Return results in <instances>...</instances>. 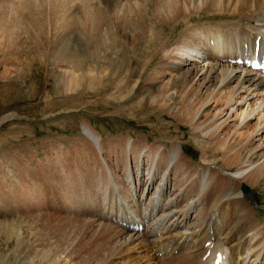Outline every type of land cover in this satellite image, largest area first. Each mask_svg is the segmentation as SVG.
I'll list each match as a JSON object with an SVG mask.
<instances>
[{"label":"bare ground","instance_id":"1","mask_svg":"<svg viewBox=\"0 0 264 264\" xmlns=\"http://www.w3.org/2000/svg\"><path fill=\"white\" fill-rule=\"evenodd\" d=\"M10 1L12 0L0 1V7H5ZM15 1L18 2L17 6L15 5L16 8L13 7L11 12H7L8 6L5 7L6 12L0 11L1 49L6 50V44L11 39L15 40L17 30H33L35 38L47 37L48 62L62 70L68 82L83 77L95 80L97 75L103 74L104 77L112 75L108 79L111 88L119 85L121 79L115 74L121 67L113 60L116 55L114 50L102 44H95L97 49L111 50L114 54L110 59L101 58L100 50L86 52L84 33L71 28L69 19L65 16L68 9H73L77 3L85 4L84 0ZM146 1L145 4L148 3L160 23L169 22L177 28L182 22H186V28L172 45L168 42L162 43L161 35H155L151 31L149 39L144 43V50L140 49L141 45L143 48V37L139 38L140 50L128 52L125 48L121 49L123 53L119 59L134 63L131 68L127 67L125 75L129 78L132 74H138L141 78V75L144 76L147 70L153 67V61L149 64L147 61L152 57L157 58L161 52L162 61L165 57L166 67L159 68L154 78L150 74V78L146 80L147 98L144 104L155 106L164 114L169 113L176 117L191 129L194 136L201 135L212 142L221 137L218 143L216 142V150L223 152L224 157H234V164H238L239 169L227 175L213 167L214 162H205L204 158L201 167H197L185 158L182 146L178 143H172L169 147L160 145V142L159 145L147 146L144 141L134 142L135 139H127L125 148L122 149L128 156L135 153V156L141 159L145 151L149 152L147 157L151 159L150 167L141 176L144 190L142 191L137 180L135 182L133 179L132 167L127 165L128 161L125 167L116 165L115 174L106 176L105 173H91V179L94 182L98 180L96 191L103 185L100 187L103 195H111L110 200L100 202L103 206L101 210H112L116 204L119 209L106 216L107 221H110L107 227L104 224V227L102 224L98 225L97 221H92L97 224L88 225L84 222L87 220L83 219L84 225L79 232L70 228L69 233L75 232L74 234L86 231L83 237L88 241L81 242L78 246H91V253L98 252L100 256L93 257L85 253L80 264H104L109 260L112 261L111 264H151L157 260L159 264H164L162 252L167 253V258L173 257L180 262L175 264H207L208 258L203 257L208 250L213 254L224 252L225 264H264V218L255 217V210L246 201L248 196L242 193L241 184H238L240 181L259 186L264 183V77L232 62L240 54L252 52L257 38L260 41V51L264 49V0ZM133 9L127 7V11L122 12V15L128 17L129 13L141 12L136 10L137 8ZM89 11L91 14L82 16L84 23H94L99 17L103 18L99 11ZM12 12L15 14L11 18ZM180 12L185 15L177 19V13ZM200 12L203 15H211L212 20L204 27L194 29L191 18L194 15L201 16ZM117 15L119 12L114 13L115 19H119ZM113 16L110 15L111 18ZM60 20L66 23L62 24ZM124 20L127 21L125 18ZM86 27L89 31V27ZM143 36L145 37V32ZM107 59L108 62L105 63L103 60ZM104 64L109 65L105 68ZM107 69L109 74L105 73ZM107 84L89 88L98 94L107 89ZM141 104L142 102L138 105ZM82 130L92 143L94 151H90H93L95 160L97 157L101 158L102 150L106 149L102 136L87 124H83ZM197 138L195 139L198 140ZM116 145L111 143L108 151L118 159L120 155L116 151ZM229 164L232 165V162ZM236 164L234 166H237ZM139 174L138 172L137 178L140 177ZM114 177L116 180H112ZM140 186L143 187L142 181ZM147 189L146 206L138 197L144 196ZM86 200L90 204H98L92 194H88ZM76 204L78 205V202ZM101 213L98 212L97 217H100ZM137 224L142 225L141 230L134 228ZM112 225L118 227L115 235L111 231ZM70 237L71 235L66 240L71 243V247H75L78 240L71 242ZM62 248H53L52 251L60 252ZM153 248L154 255L151 253ZM57 257L58 263H63L62 257Z\"/></svg>","mask_w":264,"mask_h":264},{"label":"rangeland","instance_id":"2","mask_svg":"<svg viewBox=\"0 0 264 264\" xmlns=\"http://www.w3.org/2000/svg\"><path fill=\"white\" fill-rule=\"evenodd\" d=\"M12 1L4 5L8 6V11L3 5L0 11L9 12L13 7L15 9L18 2ZM84 1L87 6L79 1L80 3H77L73 9L72 7L68 9L65 16L69 19L71 28L84 33L86 52L93 53L100 50L101 58L110 59L114 53L111 50L97 49L95 44H102L114 50L117 56L115 55L113 60L117 66L121 67L115 75L121 79L119 80L121 84L111 88L108 79L112 75L104 77L103 74L97 75L95 80L83 77L68 82L63 71L48 62L47 37L35 38L33 30H17L15 40L11 39L6 44L7 49L0 48V264H35L34 262L38 261L41 262L40 264H80L85 253L100 257L98 252L91 253V246H78L81 242L88 241L83 237L86 231L76 234L69 232L70 228L79 232L84 222L94 225L97 223L92 221H97L98 225L104 224L107 227L110 221H107L106 216L119 209L116 204L112 210H101L103 206L100 202L110 200L111 195H103L100 188L103 185L96 191L98 180L94 182L91 179L93 177L91 173L96 175L105 173L108 176V174L116 173V165L120 168L129 165L130 168L132 167L133 179L135 182L137 180L138 187L144 190L141 176L149 170L151 161L147 157L149 152L145 151L141 159L135 156V153L128 156L122 149L125 148L127 139H135L134 142L144 141L147 146L159 145L160 142V145L169 147L172 143H178L182 146L185 158L197 167H201L202 158H204L205 162H214L212 166L227 175L239 169L238 164L235 163L237 166H234V157H224L223 152L216 150L221 137H217L212 142L204 136L197 134L194 136L191 129L176 117L169 113L164 114L155 106L149 107L144 104L147 98L146 80L150 78V74L154 78L159 68L165 66V57L162 61L161 52L158 55L159 58L152 57L147 61L148 64L153 61V67L145 73L147 77L141 75L140 78L138 74H132L127 78L128 75H125L134 63L120 60L123 53L121 49L125 48L128 52L138 49L139 38L143 37V48L141 45L140 49L144 50V43L146 39H149L148 35L151 31L155 35H161L162 43L168 42L172 45L184 32L186 22H182L177 28L169 22L160 23L148 7V3L145 4L146 0ZM107 6L111 8L108 9ZM127 7L137 8L136 10L141 12L129 13L128 17L125 15L124 17L122 12L127 11ZM94 9L102 13L103 18L99 17L98 21L91 23L87 17L90 24L84 23L82 16H88L91 14L89 10ZM111 10L114 11L113 14ZM117 11L119 19L113 16L115 12L118 14ZM107 12L113 17L111 18ZM13 14L15 12H12L11 18L14 17ZM181 15L184 17L185 14L177 13L179 17L177 19L183 18ZM123 17L127 21L131 17L132 19L127 22ZM211 17L206 14L199 17L194 15L191 18L193 28L204 27L212 20ZM90 18L93 21V18ZM66 21L60 20L62 24ZM143 21L145 24L142 23ZM86 26L89 27V31L86 30ZM137 30L139 33L136 32ZM103 61L107 63L108 59ZM108 65L104 64V67ZM109 72L107 69L105 73L109 74ZM98 84H107L108 87L97 94L89 87ZM141 102L142 104L138 105ZM83 124L92 127L106 143V149L102 150V155L100 154L102 159L97 157L95 160L92 155L93 146L83 133ZM111 143L118 145L115 146L120 155L118 159L116 155L108 151ZM228 161L232 162V165ZM138 172L139 178H137ZM112 180H116V177ZM141 181L143 187L140 186ZM242 183L250 187L252 199L246 197V201L255 210V217L264 218V183L259 186L252 185L248 181L238 182L241 186ZM87 192L92 194L95 202L98 201V206L86 200ZM146 196H148V189L144 196L139 195L138 199L147 206ZM98 212H102L100 217H97ZM117 230L118 227L111 226L113 235L117 234ZM69 235H71V242L78 240L75 247H71L69 245L71 243L66 240ZM60 246L63 247L62 251L56 253L52 251L53 248ZM154 250L155 248L151 251L153 255ZM165 253L161 254L163 256L161 258L165 259L164 264L178 262L173 257L167 258L168 255ZM58 255L62 257L63 263H58ZM148 255L151 256L150 253ZM156 255L158 256V252ZM111 263L112 261L109 260L104 264ZM151 264H159V262L152 261Z\"/></svg>","mask_w":264,"mask_h":264},{"label":"water","instance_id":"3","mask_svg":"<svg viewBox=\"0 0 264 264\" xmlns=\"http://www.w3.org/2000/svg\"><path fill=\"white\" fill-rule=\"evenodd\" d=\"M242 188L244 192L248 191V187H246L245 185H243Z\"/></svg>","mask_w":264,"mask_h":264}]
</instances>
